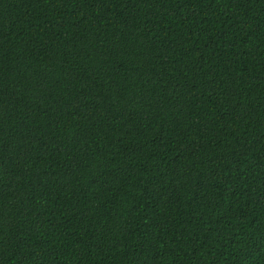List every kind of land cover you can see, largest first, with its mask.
Returning a JSON list of instances; mask_svg holds the SVG:
<instances>
[{
	"label": "trees",
	"instance_id": "1",
	"mask_svg": "<svg viewBox=\"0 0 264 264\" xmlns=\"http://www.w3.org/2000/svg\"><path fill=\"white\" fill-rule=\"evenodd\" d=\"M0 264H264V0H0Z\"/></svg>",
	"mask_w": 264,
	"mask_h": 264
}]
</instances>
